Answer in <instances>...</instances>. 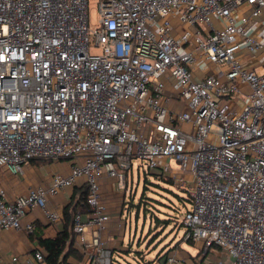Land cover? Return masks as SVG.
<instances>
[{"label":"built area","instance_id":"1","mask_svg":"<svg viewBox=\"0 0 264 264\" xmlns=\"http://www.w3.org/2000/svg\"><path fill=\"white\" fill-rule=\"evenodd\" d=\"M88 1L0 0V168L70 163L13 199L0 186V233L35 235L34 209L57 223L49 199L82 178L77 264H114L100 177L125 189L138 157L185 186L183 237L213 253L201 264H264V0H94L93 23ZM44 255L34 239L3 264Z\"/></svg>","mask_w":264,"mask_h":264},{"label":"rangeland","instance_id":"2","mask_svg":"<svg viewBox=\"0 0 264 264\" xmlns=\"http://www.w3.org/2000/svg\"><path fill=\"white\" fill-rule=\"evenodd\" d=\"M88 7L90 22L93 23L96 19L94 0L88 1ZM58 162L62 164L69 161L60 159ZM140 163L141 165L138 167L137 164ZM49 164H45L46 167ZM23 166L19 173L12 174L13 178L17 179L14 183L16 184V192L23 188ZM39 170L42 173H47V176L43 175L44 178H49V175H51V172H47L45 169ZM146 171V161L138 157L133 158L132 168L129 169L126 179L124 178V184L127 183L126 186L130 189L124 192L126 201L124 208L121 204L123 190L116 186V180L108 178L107 182L101 183L102 201L111 211L109 213L110 217L115 220L116 224L120 220L118 219L119 216H121V220H124L121 247L126 251H120V249L113 251L114 264H148L154 260L158 261L160 260L159 256L172 246H175L174 250L178 251L180 260L193 261L190 256L196 254L195 259L198 260L204 249L200 244H188L183 237L185 229L181 225V221L186 210L191 207L188 201L183 203V199H181V197L186 198L188 195L185 186H178L174 182H166L154 177L152 174L145 175ZM38 183L43 184L42 177H40ZM131 193L133 204H130ZM142 195L145 196L142 198L145 202H142L137 210ZM121 209H123L122 213L119 214ZM164 220H167L168 224L163 223Z\"/></svg>","mask_w":264,"mask_h":264},{"label":"crops","instance_id":"3","mask_svg":"<svg viewBox=\"0 0 264 264\" xmlns=\"http://www.w3.org/2000/svg\"><path fill=\"white\" fill-rule=\"evenodd\" d=\"M69 164H70L69 162H63L61 164L60 162L53 161L50 162L48 167H46V165H43L44 168L42 166H40L41 168L36 167L31 163L24 164L23 166L24 178H22L23 188L20 189V191L18 192H16V184H14L15 180L17 179L13 178L12 175L13 172L7 170L6 168H0V186L4 188L7 198L13 199L19 193L20 194L25 193L29 187L36 185H47L49 183L51 175H49V178L48 177L44 178L43 175L47 176V173H42L39 169H45V171L51 172V174L53 172H56V170L63 174H67L69 172ZM40 177H42L43 184L38 183L40 182ZM108 178L109 177H107L105 174L103 173L101 174L100 187L102 182L108 181ZM122 190L124 196L125 194L124 189ZM66 195L68 196L67 189L59 193L56 197L50 198L48 201V207L50 209H54L60 212L62 201L67 198ZM106 207L108 213H110L111 211H109L107 205ZM28 221H35V224L38 227L37 229L41 231L42 236H53L58 226L57 223L48 222L44 218L41 210L39 209H34L33 211L27 213L22 218L23 223H26ZM118 224H119V220L118 223L116 224L115 220H112V218L110 217V220L107 223L106 230L102 232L103 239L107 241V244L109 245L110 248H112V250L115 249L117 250L121 248V242H122L121 234L124 233V226H118ZM33 245H34V239L32 240L28 235H26L22 231H17V230L2 231L0 233V264H3L6 261H8L12 255H22L30 251Z\"/></svg>","mask_w":264,"mask_h":264},{"label":"trees","instance_id":"4","mask_svg":"<svg viewBox=\"0 0 264 264\" xmlns=\"http://www.w3.org/2000/svg\"><path fill=\"white\" fill-rule=\"evenodd\" d=\"M53 161L58 162V160H52V159H31L28 161V163H31L36 167H40ZM128 172L129 170L125 171V179L128 176ZM146 174H152L156 178L162 179L169 183H173V180L163 178L161 173H159L156 170L147 169L145 175ZM126 187L127 186H125V189ZM67 190H68V196L66 199L62 201L61 209L59 212L60 219L57 222L58 226L56 228L55 234L53 236H42L41 231L37 229L35 235H29V237L32 240L37 239V243L44 251L45 254L44 259L47 264H77L78 261L83 259L84 257L82 251L74 245L76 235L73 232V224H74V216L79 210L82 211V213L84 214V218H86L85 213L88 212V206L86 204L87 184L82 178H80L79 180H77V182L74 185L68 187ZM130 196H132V193L130 194ZM143 197L145 196L142 195L140 199L141 204L138 203L137 210L142 205V202H145V200L142 199ZM124 198L125 197L123 196L121 202L122 208H124L126 205V201ZM181 199H183V203L185 201H188L189 203L191 202V199L188 195L186 198L181 197ZM130 204H133V196L132 199L130 200ZM122 210L123 209L119 211V214L122 213ZM122 222L124 223V220ZM162 222L167 223L168 221L164 220ZM122 226H124V224ZM187 243L190 245H194V243L190 239L187 240ZM200 246L203 248L202 244H200ZM174 249L175 246L170 247L161 256H159L160 260L162 261L166 256V254L172 252ZM120 251H126V250L121 247ZM209 254L213 256L212 252L210 253L203 252V254L200 256L198 260L195 259L197 254L194 256H190V258L193 259V261H189V262L185 261L184 264H201L204 262L206 256Z\"/></svg>","mask_w":264,"mask_h":264}]
</instances>
